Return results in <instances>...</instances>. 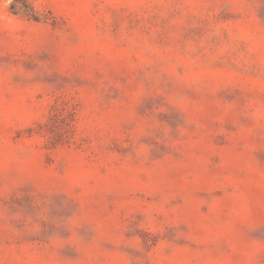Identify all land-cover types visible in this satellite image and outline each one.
Segmentation results:
<instances>
[{
	"label": "rangeland",
	"instance_id": "obj_1",
	"mask_svg": "<svg viewBox=\"0 0 264 264\" xmlns=\"http://www.w3.org/2000/svg\"><path fill=\"white\" fill-rule=\"evenodd\" d=\"M0 264H264V0H0Z\"/></svg>",
	"mask_w": 264,
	"mask_h": 264
}]
</instances>
